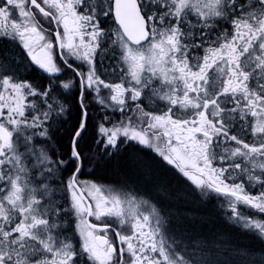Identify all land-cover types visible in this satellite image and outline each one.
<instances>
[{"label": "snow or ice", "instance_id": "snow-or-ice-1", "mask_svg": "<svg viewBox=\"0 0 264 264\" xmlns=\"http://www.w3.org/2000/svg\"><path fill=\"white\" fill-rule=\"evenodd\" d=\"M0 264H264V0H0Z\"/></svg>", "mask_w": 264, "mask_h": 264}]
</instances>
